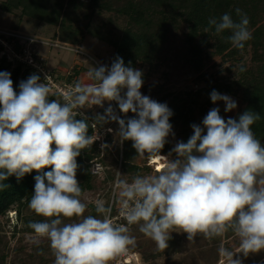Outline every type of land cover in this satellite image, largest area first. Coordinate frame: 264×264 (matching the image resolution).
<instances>
[{"label": "clouds", "instance_id": "clouds-1", "mask_svg": "<svg viewBox=\"0 0 264 264\" xmlns=\"http://www.w3.org/2000/svg\"><path fill=\"white\" fill-rule=\"evenodd\" d=\"M235 11L239 21L224 13L219 20L209 18L205 32L228 31L231 45L243 49L253 36L247 15L239 8ZM239 71L246 69L240 66ZM86 75L91 82L76 81L62 103L49 99L51 89L38 75L21 81L17 92L11 74L0 71V191L11 187L4 183L11 176L19 181L33 170L51 168L34 177L28 206L44 219L30 221L28 227L34 242L49 241L54 264H108L135 244L129 227L114 223L110 203L96 202L95 212L102 218L84 215L88 204L77 180V157L99 136L95 131L89 135L87 119L76 117L80 109L103 107L105 101H115L121 113L135 117L122 119L109 104L103 115L96 116L93 129L99 121H115L120 143L130 140L138 155L166 160L156 174L136 175L131 182L117 177L119 215L128 226L138 225L158 250L168 248L174 229H181L189 241L231 231L239 240V251L221 245L219 255L226 264H242L233 258L236 253L247 257L264 250V144L251 127L259 113L246 110L238 120H225L218 107L210 109L203 127L192 124L193 134L187 142L175 144L171 152L176 158L169 159L161 150L174 135L173 111L141 93L142 71L125 66L118 56L110 67L90 66ZM210 99L214 104L223 101L225 112L237 108L229 95L216 90ZM90 170L95 174L96 169Z\"/></svg>", "mask_w": 264, "mask_h": 264}, {"label": "trees", "instance_id": "trees-1", "mask_svg": "<svg viewBox=\"0 0 264 264\" xmlns=\"http://www.w3.org/2000/svg\"><path fill=\"white\" fill-rule=\"evenodd\" d=\"M237 8L249 18L248 27L253 36L243 49H237L231 45L227 40V36L230 35L228 31L217 35L214 28H211L205 32V29L209 28V18L214 17L219 20L224 13H229L234 20L239 21L240 17L235 11ZM0 9L11 15L15 11L21 12L18 29L24 21L57 27L59 31L57 30L53 41L60 40L64 43H75L85 30L88 31L93 38L115 49V55L109 67L119 56L123 59L125 66L136 69L142 63L150 68H157L167 59V45L172 32L186 28V45L183 53L190 68L196 74L206 75L203 73L206 62L219 58L220 63H217L216 67H221L222 73L214 75H231L232 78L210 77L206 80L201 76L199 81L206 80L205 86L198 91H187L182 95L170 93L165 87L159 89L157 95L153 93V89H144L141 93L157 102L168 105L173 111L170 123L173 126L174 135L178 136L179 141L183 142H187L193 134L191 125L198 124L199 119L202 121L207 115V110L215 107L217 102L214 104L210 99V93L213 90L230 97H242L245 107L239 115L246 110L259 113L260 119L251 127L255 136L264 144V0H6L0 4ZM83 11L88 12L84 16L85 19H88L84 31L81 27H77L80 22V14ZM104 13L115 14L118 21H124L120 33L111 28L105 30L108 24L92 32L91 21L96 15H103ZM113 23L116 24V29H120L117 26L118 23L111 19L110 24ZM15 31L17 32V30ZM0 38L9 42L14 41V50L19 52V40L5 35H0ZM226 65L228 66L225 67ZM240 66H243L246 71L240 72ZM0 71H7L11 74L13 86L17 92H19L20 82L26 80L32 74L38 75L40 81L46 83L41 73L15 60L1 44ZM49 99H58L63 103L62 95L59 92H51ZM114 107L122 119L127 120L135 117L134 113L130 117L121 113L115 101ZM99 111L96 110L98 114L89 112L85 116L78 114L76 119L86 118L90 125L92 121H95L96 116L100 115ZM238 118L239 116L236 119L238 120ZM99 123L105 124L102 121ZM93 132L94 130L90 125L88 134L92 135ZM114 133L115 130L112 128L111 133L104 140L108 147L103 149V158L100 157L102 153L99 144L96 142L93 143L91 148L82 150L80 156L77 157V163L79 164L77 180L83 189L82 199L88 193H95L97 188L102 187L106 193L108 205L113 193V183L116 181L117 176L125 179L124 175L133 174L134 177L141 175L142 171L152 170L160 162L165 163L164 158L161 156L152 158L145 156L143 163H146L148 158L151 167L141 165L138 162L141 156L137 154L132 147L133 142L129 140L123 142L119 171L120 153L118 145L113 147ZM111 146L115 148V151ZM53 147L55 146L53 145ZM172 148L173 145L167 138V143L161 150V155L173 159L175 153L171 152ZM94 162H100L105 166L104 173L97 176L91 174L90 167ZM46 171H51V168H45L41 172L33 170L19 181L15 176H11L7 181H4V183L10 184L11 187L0 191V220L8 217L11 212H15L18 221L24 222L23 229L19 230L18 225H15L10 239H15L17 234H33V230L28 227L29 222L44 219L32 213L33 210L29 208L28 200L34 192V177L42 175ZM116 199L117 191L114 201ZM114 209L115 206L113 205L112 215L116 212ZM27 211L30 214L24 215ZM91 215L102 218L95 211ZM134 226L127 227L131 230ZM3 229L4 225H1L0 222V230ZM177 230L174 229V232L171 233L168 248L165 250H158L156 247V250L152 252L142 250V246H131L129 248L139 255L141 264H161L164 258H167V264H177L175 261H171L172 257L183 254L180 244L184 246L183 237L178 235ZM1 233L0 240L3 241L2 236L5 237L6 233ZM231 234L232 232L229 231L228 236ZM142 236L147 237L144 234ZM220 241L221 237L209 239V243L212 244ZM1 256L2 262H5V253ZM218 260V251L207 259L208 264H216ZM21 264L28 263L24 261Z\"/></svg>", "mask_w": 264, "mask_h": 264}, {"label": "rangeland", "instance_id": "rangeland-1", "mask_svg": "<svg viewBox=\"0 0 264 264\" xmlns=\"http://www.w3.org/2000/svg\"><path fill=\"white\" fill-rule=\"evenodd\" d=\"M6 0H0V4L2 2H5ZM88 1V0H83ZM88 12H81L80 14V22L77 25V27H81L82 30L84 29V26L88 23V19H85L84 16ZM21 15L20 11H15L14 14H8L3 12L0 9V31L6 32V33H15L19 35L22 38H26L24 41H26V44H22L24 46V49H34L35 53H38L40 57L44 58L45 62V69L48 71V73L52 79V83L54 85H58L61 90L64 92H67L71 89V87L74 85L76 81H82V78H87V71L89 70L90 66L93 67H99L101 65H106L109 67V64L111 60L113 59L115 55V49L103 42H100L98 39H95L91 36L88 31L85 30L80 37H78L77 41L75 43H64L60 40L53 41L54 35L57 33V30L59 29L57 27H52L49 25H41L37 22H26L21 25V27L18 29V25L20 23L19 16ZM114 20L116 23H118V27L120 29H116V24H110V20ZM105 24H108L107 29L110 28L115 30L117 33H120L121 29H123L124 21H118L117 16L112 13H104L103 15H96L93 20L91 21V30L92 32L96 31V29L105 26ZM17 28V29H16ZM17 30V32L15 31ZM84 31V30H83ZM91 32V33H92ZM186 28H182L177 31H173L171 35V39L168 40L167 45V51H166V61H163L157 68H150L147 65H143L140 63L136 69H139L143 73V86L140 91H143L144 89H153V93L157 95L159 93V89L166 88L170 93L176 94V95H182L187 91H198L201 88L205 86L206 80H208L210 77H219V78H225V79H231V75H214L218 73H222L221 67H216L217 63H220L219 58H215L213 61L206 62L203 73L206 75H199L196 74L189 66V63L187 62V59L184 58L183 49L185 48V34H186ZM59 36V34H58ZM28 39V40H27ZM58 39V38H57ZM49 43L52 45L49 46ZM21 45V47H22ZM56 45V46H55ZM7 52H11L6 49ZM226 65L225 67H227ZM148 73V74H147ZM148 75V76H146ZM43 76V75H42ZM203 76L206 80L205 81H199V78ZM44 78V77H43ZM145 79V80H144ZM71 87H68L70 86ZM65 86V88H64ZM55 87V86H54ZM64 88V89H63ZM51 92H58L55 88H50ZM66 90V91H65ZM236 103L237 108L232 110L231 112H225V103L223 101H218L215 105V107H218L220 109V115L227 120L229 117L236 119L241 111L245 107V103L242 97H231ZM109 104H111L112 108L115 111V114L117 116H120L117 109L114 107V101L104 102V106H92L91 108H84L83 112L85 114L90 113H97L96 110H100V115H103L105 113V109L109 107ZM214 107V108H215ZM212 109V108H211ZM210 109L207 111L209 112ZM207 112V113H208ZM132 115V112H129L126 114L127 117H130ZM95 123V121H92ZM101 122V121H99ZM98 127L101 131L100 138L102 139L99 142H96L99 144L101 158H103V149L101 148L102 144H106L103 140V137L109 136L112 128L115 130L114 133V145L119 147V164H118V170L120 171V163H121V155H122V148L123 143H120L119 137L117 136V131L119 129V124L115 121H110L108 123H105L102 125V123H99ZM198 125H202V121L198 122ZM206 133V130H205ZM169 140L171 141L173 147L177 142H179L178 136L175 135H169ZM112 147V146H111ZM112 147V148H113ZM115 151V148H113ZM175 156L172 158L174 159ZM145 156H141L138 159V162L141 165H149L148 158L146 159V163H143V159ZM165 160V159H164ZM96 163V162H94ZM100 163V162H97ZM102 164V163H100ZM166 164V160H165ZM92 166V165H91ZM103 166V171L100 173H104L105 166ZM151 167V166H150ZM91 169V167H90ZM91 171V170H90ZM157 171L155 168H152L150 171H142L141 176L143 175H149V174H155ZM92 174V172H91ZM98 174V175H100ZM119 174V172H118ZM93 175V174H92ZM97 176V175H94ZM118 177V176H117ZM125 179H127L129 182H131L133 178V174H127L124 175ZM115 183H113V193L111 196V199L109 203L112 205L113 202L114 206L117 207L114 210L115 213L119 212V198H118V190L115 189ZM104 189L97 188V192L95 193H88L83 198L84 202L88 204V208L85 212V216L92 214L95 211V204L98 200L105 201V204L107 205L106 200V193L103 191ZM114 191H117V199L116 201V195H114ZM113 207V206H112ZM27 211L24 215L30 214ZM34 213V212H32ZM17 213L11 212L8 217L1 218L0 222L1 225H4V229L0 230L2 233H6V236H2L3 241L0 240V259L1 255L5 253L6 260L5 262H2V259L0 260V264H21L22 262L30 263V264H54L55 257L52 254V251L49 247V241L47 239H40L38 242H34V235L31 233L28 234H17L15 239H10L11 233L14 230L13 228L15 225H18V229H23L24 222L18 221L17 219ZM10 221H9V220ZM9 221V223H7ZM3 223V224H2ZM1 233V234H2ZM178 235L183 237V245L180 244V247H182L183 254L178 256H173L171 261H175L177 264H208V257H210L212 254L217 253L218 249L223 245L225 248L232 249L233 252L239 251V240L235 235L232 233L228 236V232L221 237V241L216 244L209 243V239H206L203 237V235H198L194 240L189 241L187 238V234L183 233L181 229L177 230ZM129 234L133 237H135V244L130 245L131 246H142V250H148L154 252L156 250V244H154V241L150 239L149 237H143V233L139 231V226L135 225L130 231ZM5 235V234H4ZM219 252V251H218ZM235 259H240L242 261V264H264V250L260 251L259 253H250L247 257H245L242 253H236V255L233 257ZM222 259L219 255V260L216 264H218ZM177 260V261H176ZM186 261V262H185ZM161 264H167V258L163 259L161 261Z\"/></svg>", "mask_w": 264, "mask_h": 264}, {"label": "built area", "instance_id": "built-area-1", "mask_svg": "<svg viewBox=\"0 0 264 264\" xmlns=\"http://www.w3.org/2000/svg\"><path fill=\"white\" fill-rule=\"evenodd\" d=\"M0 35H5V36H9V37H13L17 40H19V52H16L14 50V41L12 42H9L5 39H1L0 38V44L5 48V49H8L11 54H12V57L25 64V65H28L30 66L32 69L34 70H37L39 73H41V75H43L44 79L45 77H49L47 80H46V83L47 85L50 87V88H55L63 97V94L65 93L63 90H61L59 88V86L56 84L54 85V83H52V81H50V79H52L50 76H47V75H50L48 73V71L45 69V60L44 58L40 57V55L38 53H35V50L32 48V49H24V46L22 45L24 43V45L26 44V41H24L26 38H22L20 37L19 35L15 34V33H6V32H2L0 31ZM28 40V39H27ZM22 45V47H21ZM52 44L49 43V46H51ZM53 46V45H52ZM56 46V45H55ZM55 86V87H54ZM68 87H71L68 86ZM73 87V86H72ZM71 87V88H72ZM65 88V86H64ZM63 88V89H64ZM66 91V90H65ZM79 112L85 116L86 114L83 112V109H80ZM93 122L90 123V125H92ZM95 131V133L99 136V139H97L95 142H99L101 141L102 139L100 138L101 136V132L99 133L98 131H101L98 127V125H96V128L93 129ZM105 136L103 137V140H105ZM94 142V143H95ZM91 169H96V172L95 174L93 175H98L100 174L102 171H103V166L102 164L100 163H93L92 166H91ZM92 172V171H91ZM114 205V202L112 203V206ZM113 208V207H112ZM117 208V207H115ZM112 219L114 221V223L118 224V225H124V226H128L127 225V222L124 218H122L120 215H119V212L118 213H115L112 215ZM235 259V258H234ZM108 264H141L140 262V257L137 253L131 251L129 249V247L127 248V250L119 255H117L116 257L112 258L109 260ZM218 264H226V261L224 259H222Z\"/></svg>", "mask_w": 264, "mask_h": 264}, {"label": "bare ground", "instance_id": "bare-ground-1", "mask_svg": "<svg viewBox=\"0 0 264 264\" xmlns=\"http://www.w3.org/2000/svg\"><path fill=\"white\" fill-rule=\"evenodd\" d=\"M164 166H165V163L164 162H160L154 168L156 169V171H158L159 169L163 168Z\"/></svg>", "mask_w": 264, "mask_h": 264}, {"label": "crops", "instance_id": "crops-1", "mask_svg": "<svg viewBox=\"0 0 264 264\" xmlns=\"http://www.w3.org/2000/svg\"><path fill=\"white\" fill-rule=\"evenodd\" d=\"M82 81H83V83H90L91 82V81L88 80V78H86V79L82 78Z\"/></svg>", "mask_w": 264, "mask_h": 264}]
</instances>
